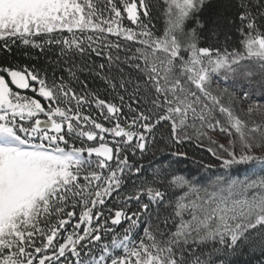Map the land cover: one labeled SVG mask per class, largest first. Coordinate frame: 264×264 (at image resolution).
<instances>
[{
	"label": "snow or ice",
	"instance_id": "obj_1",
	"mask_svg": "<svg viewBox=\"0 0 264 264\" xmlns=\"http://www.w3.org/2000/svg\"><path fill=\"white\" fill-rule=\"evenodd\" d=\"M0 41L58 48L51 78L0 65V264H232L245 248L264 264V0H0ZM162 125L166 148L195 140L227 174L198 185L161 156L144 175L128 152H163Z\"/></svg>",
	"mask_w": 264,
	"mask_h": 264
},
{
	"label": "trees",
	"instance_id": "obj_2",
	"mask_svg": "<svg viewBox=\"0 0 264 264\" xmlns=\"http://www.w3.org/2000/svg\"><path fill=\"white\" fill-rule=\"evenodd\" d=\"M215 10V5L213 6V9H206L202 14V18L208 19L210 16V13ZM234 12V9L229 11V16H231ZM125 23H128L125 21ZM238 23V21H237ZM153 24L155 25L154 31L162 35L165 27V21L164 17L160 13H154L153 17ZM192 24H189V27H191ZM56 35H60L57 33ZM63 35H68L66 32L63 33ZM202 36L207 37V39L202 40V45L207 46L209 43H215L216 42V37H213L210 35L208 29L206 28ZM233 40L230 42L232 45L235 44V42L238 40V34L233 31L232 33ZM111 39L115 40V37H111ZM131 43V42H129ZM219 43L220 46L222 47L224 44V36L220 35L219 36ZM9 49L7 50L4 47V42L0 41V65H5V66H23V65H28L29 67L36 66L38 69H47L48 70V76L51 78L52 76V71H51V66L49 64L50 59H55V52L58 51V48L56 46L53 47V51H48V49H45L44 53H41L40 50L38 49H33L30 46L25 47L20 44L19 41L16 43H12L11 41L8 42ZM27 53V55H25ZM93 60H95L96 63L101 62L100 58L97 57H92ZM57 77H59L60 72L58 71L56 73ZM66 75V73H65ZM81 79H86L90 88L95 89L96 91L99 92L102 98L106 99H112V94L110 89H106V86L104 85L103 81H101L99 78H94L91 74L85 72L81 75ZM213 88L219 87L221 89L227 87L229 91H236L237 95H239V87L240 85L233 84L232 80L229 79L228 81H225L223 78H216L213 81L212 84ZM31 95V93H28ZM256 100L260 99L259 93L256 94L255 96ZM115 102L119 103L118 100ZM264 102V101H261ZM94 115L103 123H105V126H111L108 124L106 121H103V118L99 116L98 110L93 109ZM125 112H127V109L125 108ZM219 142L221 143H226V139L224 134L217 132L211 133ZM168 131L165 126H161L159 131L157 132V141L158 147L163 149V152L157 151L153 153V151L150 149L147 153L144 154L143 157L140 156V154L137 152L135 156L132 155V153L129 151L128 155L130 157V162H135L139 165H142L145 172L144 175H151V169L149 168V165L152 164L155 166L156 161L160 160L161 156H165V162L172 161L173 162V167L172 171L175 172L176 174H183L186 175L189 179L194 180L198 185H206L208 180L211 178H214V175H221V174H227V170L220 169L218 167L219 161H216L214 157L211 156L210 153L206 151L204 148H199L196 145L195 140L192 141H185L184 144L181 147L178 148H172L168 149L165 147L164 143L161 142V136H167ZM110 139V138H109ZM205 143H207L205 141ZM171 151H184L187 153V156H172ZM207 164H216L217 167L214 168H206L205 165ZM246 167L244 165H239V166H233V173L236 174L235 170H238V173L241 177H243L247 173ZM137 177H133L130 179L127 183V185L122 189L124 193L130 190L131 184L133 183L134 180H137ZM176 195H182V192H180L179 189L176 190ZM146 199V197H145ZM116 204V194H113V197L111 199H108L106 201V207L111 208ZM130 207L135 210L138 205L136 204L135 201L131 202ZM161 211H163L161 209ZM123 227H126V224H122L121 226L118 227V230H122ZM71 230V227H69V231ZM247 248L244 249V253L246 254H239L232 259V264H255L256 258L251 256L250 254H247Z\"/></svg>",
	"mask_w": 264,
	"mask_h": 264
}]
</instances>
